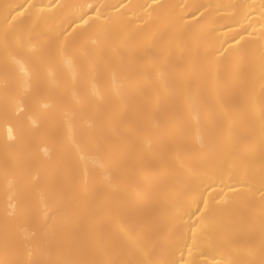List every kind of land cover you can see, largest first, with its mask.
<instances>
[{
    "label": "bare ground",
    "instance_id": "bare-ground-1",
    "mask_svg": "<svg viewBox=\"0 0 264 264\" xmlns=\"http://www.w3.org/2000/svg\"><path fill=\"white\" fill-rule=\"evenodd\" d=\"M0 264H264V0H0Z\"/></svg>",
    "mask_w": 264,
    "mask_h": 264
}]
</instances>
